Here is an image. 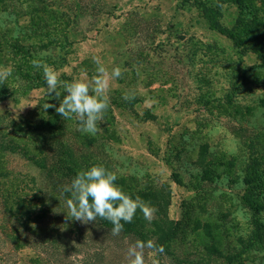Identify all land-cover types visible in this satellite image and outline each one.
<instances>
[{"label":"rangeland","instance_id":"1","mask_svg":"<svg viewBox=\"0 0 264 264\" xmlns=\"http://www.w3.org/2000/svg\"><path fill=\"white\" fill-rule=\"evenodd\" d=\"M197 4L207 7L209 19ZM256 13L264 18L260 0L245 1L242 8L232 0H0V68L11 69L0 81V98L6 99L0 102V138L12 121L39 116L44 103L58 101L51 98L54 93L46 95V84L29 89L45 82L42 70L33 66L34 57L49 58L61 81L91 79L97 69L93 58L99 57L109 73L116 66L122 70L120 78L108 82L109 107L98 125L109 128L104 151L118 171L138 181L166 182L172 191L168 216L189 224L190 209L202 207L203 197L171 182L170 169L187 181L185 170L194 172L191 162L204 145L214 160L237 157L239 176L231 171L218 189L204 191L210 199L204 206L211 220L221 212L228 215L221 221L223 228L232 227L231 240L245 237L251 231V216L240 199L246 186L237 181L247 174L250 148L259 143L255 149H264V69L258 66L264 48L255 38L264 34V26L259 32L242 28ZM210 21L229 34L210 28ZM240 30L245 32L236 39ZM58 91L62 98L63 88ZM125 93L135 99L125 101ZM147 98L157 102L149 106ZM6 160L14 173L39 175L18 154ZM263 167L258 166L262 176ZM258 219L264 221V212ZM188 229L180 234L176 254L195 251L191 240L196 236ZM68 240L63 241L70 243L65 252L58 239L36 251L10 250L9 262L30 264L37 253L46 259L47 249L52 252L50 264H127V249L133 243L99 232L82 239L71 233ZM2 249L9 248L0 244L4 260ZM159 260L172 264L167 258ZM145 261L150 264L147 251Z\"/></svg>","mask_w":264,"mask_h":264},{"label":"trees","instance_id":"2","mask_svg":"<svg viewBox=\"0 0 264 264\" xmlns=\"http://www.w3.org/2000/svg\"><path fill=\"white\" fill-rule=\"evenodd\" d=\"M245 1L252 0H232V5L242 8ZM260 2L264 9V0ZM197 6L201 8V15L209 19L207 7L202 4H197ZM262 26H264V18L258 16L257 13L245 25L242 24L243 29L246 27L252 29L253 32H259ZM210 28L223 35L229 34L226 29L218 27L211 21ZM244 32L245 30H240L236 39ZM255 38L259 46L264 48V34H259ZM34 59L52 65L47 57H34ZM258 66L264 69V60ZM38 70L43 72L42 68ZM28 72L31 70L28 69ZM38 77H43L42 73L38 72ZM45 84L39 81L29 89L41 88ZM26 93V90L23 91V94ZM5 100V98H0V102ZM50 104L58 107L59 101ZM10 126L8 133L0 138V213L2 216L0 244L9 248L8 252L5 249L1 250L5 259H0V264H11L8 258L12 254L10 250L19 252L24 248H33V251H36L37 246H50L55 243V239L61 240L60 246L65 252L70 243L63 241L65 237L70 240L71 233L76 234L79 239L87 237L90 232L113 236L111 234L113 225L99 217L93 223L87 224L66 219L68 209L65 196L61 194L63 187L70 184L79 171L87 170L92 165H102L114 172L117 177L116 185L126 194L133 199L139 196L156 209L151 221L146 220L143 213L137 209L131 223L121 221L124 224L123 231L114 237L128 239L133 243L137 239L142 241L152 239L164 248V252L158 256L159 259L167 258L172 264H216L218 261L221 264H264V221L258 219V216L264 212V176L258 171V166L264 165V149L261 150L262 153L255 149L259 143L254 149L250 148L249 163L244 167L246 176L241 180L237 179L238 181L229 179L231 183L239 182L246 186L240 199L251 216L250 233L245 237L242 235L233 237L234 239L231 240L229 229L232 227L225 229L223 228L225 223H222L228 215L221 212L219 217L211 220L212 215L211 213L206 214L207 208L204 206H207L210 199L204 191L218 189L225 179L228 181L226 176L230 175L231 171L237 172L239 166L237 157L231 156L228 159L218 157L214 160L215 158H211L207 146L204 145L197 159L191 162L194 172L185 170L188 174L187 181L178 171L170 169L171 182L186 192L201 193L203 197L202 207L193 210L189 208L193 216L187 224L185 221L173 220L168 216L172 191L166 182L158 184L145 180L138 181L136 177L118 171L113 159L104 151L108 141L105 136H109L108 126H101L102 131L95 135L83 133L78 129L76 121L60 116L55 108L47 110L42 108L39 116L20 117L12 121ZM13 154H18L26 164L38 170V177L29 173L10 171L7 167L6 156ZM220 167H224V172H218ZM196 170L198 171L195 172ZM236 174L238 177L239 173ZM220 208L221 205L217 206L216 210ZM196 211L199 216H194ZM202 212L205 220L200 218V215H203L200 214ZM186 227H189L188 233L196 236V240L192 239L191 243L194 245L196 242L197 246L194 245L193 253L176 254L178 248L176 244L181 241L180 234L184 233ZM145 251L148 252L147 249ZM44 254L47 260L37 253L31 257L30 264H50L52 252L45 249ZM12 264H16V261Z\"/></svg>","mask_w":264,"mask_h":264},{"label":"clouds","instance_id":"3","mask_svg":"<svg viewBox=\"0 0 264 264\" xmlns=\"http://www.w3.org/2000/svg\"><path fill=\"white\" fill-rule=\"evenodd\" d=\"M93 60L97 64L96 75L91 79L76 78L71 81H61L60 73L46 63L39 60H34L32 63L34 67L43 69L46 95L50 96L54 93L51 98L59 101L58 107L44 103V110L55 108L56 113L65 119H74L81 132L95 135L102 131L98 125L103 122L104 113L109 107L108 82L120 78L122 70L116 66L109 73L99 57H94ZM9 75H11L10 68H0V81ZM59 87L64 90L62 98L61 92L58 91ZM122 98L129 101L135 99V96L125 93ZM156 102L153 98L145 100V104L149 106ZM116 179V174L102 165H92L87 170L79 171L70 184L63 187L61 193L65 196L68 209L66 219L87 224L93 223L99 217L113 225L111 229L113 236H118L123 231L124 224L121 221L132 222L137 209L143 213L146 220L151 221L156 209L139 196L133 199L126 194L116 185ZM146 249L150 264H161L158 256L164 252V248L152 239L147 241L137 239L131 243L126 254L127 264H146Z\"/></svg>","mask_w":264,"mask_h":264}]
</instances>
